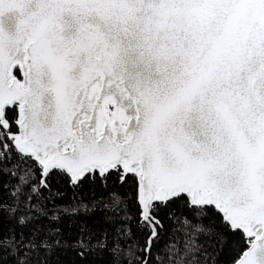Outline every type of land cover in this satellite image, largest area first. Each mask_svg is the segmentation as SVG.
<instances>
[{
    "label": "snow or ice",
    "instance_id": "obj_1",
    "mask_svg": "<svg viewBox=\"0 0 264 264\" xmlns=\"http://www.w3.org/2000/svg\"><path fill=\"white\" fill-rule=\"evenodd\" d=\"M0 264H264V0H0Z\"/></svg>",
    "mask_w": 264,
    "mask_h": 264
}]
</instances>
